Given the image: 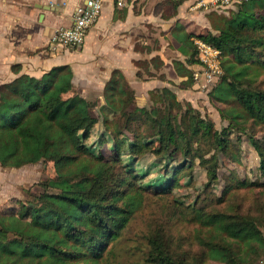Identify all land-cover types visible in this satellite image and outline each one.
<instances>
[{
	"label": "trees",
	"instance_id": "16d2710c",
	"mask_svg": "<svg viewBox=\"0 0 264 264\" xmlns=\"http://www.w3.org/2000/svg\"><path fill=\"white\" fill-rule=\"evenodd\" d=\"M182 1L166 0L174 8ZM206 17L211 30L197 38L220 51L222 68L207 95L213 104H239V121L231 119L218 131L208 115L168 88L149 92L147 107L124 112L131 98L122 82L118 108L106 100L101 112L110 119L103 116L101 122L119 144H126V166L116 150L104 157L86 145L98 123L93 114L97 104L78 93L70 66L53 67L39 78L12 66L17 77L0 87V168L47 162L55 176L39 180L32 186L35 192L27 189L26 201L17 198L5 212L0 208V264H117L116 244L149 194H169L175 176L196 162L210 189L218 182L219 155L239 160L240 140L231 139V130L245 132L248 123L264 129V88L256 85L264 75V0H247L228 15L211 11ZM192 83L189 73L177 87ZM249 142L259 158L255 181L230 171L211 210L182 206L206 233L199 238V256L173 252L156 232L148 238V264H206L208 250L221 253L226 264H254L264 256V199L256 198L245 212L233 201L241 190L264 191V139ZM145 157L162 172L152 182L155 187L139 182L147 174L135 166ZM234 244L241 248L240 257Z\"/></svg>",
	"mask_w": 264,
	"mask_h": 264
},
{
	"label": "crops",
	"instance_id": "0c3cea01",
	"mask_svg": "<svg viewBox=\"0 0 264 264\" xmlns=\"http://www.w3.org/2000/svg\"><path fill=\"white\" fill-rule=\"evenodd\" d=\"M83 1L0 0V87L17 77L14 65L20 66L19 74L35 78L53 67L70 66L78 93L97 104L93 112L97 110L98 123L88 139L97 137L94 143L116 136L102 126L103 116H110L101 109L106 100L118 108L122 82L131 98L124 112L147 107L149 92L157 89H170L178 100L182 94H202L193 92L203 91L193 79L186 89L177 87L197 68L193 40L211 30L209 12L199 10L198 0H184L176 8L162 0H103L99 20L81 47L50 52L51 33L70 25L75 7ZM181 101L195 107L189 98Z\"/></svg>",
	"mask_w": 264,
	"mask_h": 264
},
{
	"label": "rangeland",
	"instance_id": "374dc122",
	"mask_svg": "<svg viewBox=\"0 0 264 264\" xmlns=\"http://www.w3.org/2000/svg\"><path fill=\"white\" fill-rule=\"evenodd\" d=\"M233 9H235V6L228 8L224 13L228 15L229 11ZM199 10L211 12L205 11L204 8H200ZM139 65L142 66L141 64ZM256 85L257 87L264 88V75L259 78V82ZM199 90L197 88L193 92H202V94H182L180 99L185 100L189 98L196 109L202 114L208 115L213 120L216 130L221 131L227 128L231 119L234 123L239 121V104L230 106L213 104L209 101V98L207 99V93L211 88L209 87L203 91ZM247 93L250 94L249 91ZM93 114L97 116V110ZM230 134L233 141L237 138L240 140L239 160L233 162L219 155L218 182L210 189L205 188L207 181L205 170L196 162L191 169L183 170L175 176L177 184L169 194H149L144 207L136 213L121 235L119 242L116 244L115 254L117 264H148L145 261L148 258L150 248L148 238L156 232H160L169 241L170 248L173 252L177 254L183 252L189 253L192 259L199 256L202 251L199 238H205L206 233L196 222L192 221L191 215H184L182 206L192 207L196 210L199 208H204L207 211L211 210L209 207L213 205L216 196L218 197L222 193L224 179L230 171H233L241 179L247 178L255 181L258 177L259 158L252 148L249 139L251 137L257 140L264 139V129L258 126L254 127L248 123L246 124L245 132L232 129ZM94 140H97V137L88 140L86 145L91 149L96 145V149L94 148L93 151L97 154L107 157L110 151L116 150L119 153L118 159L123 166H126L130 162L129 156L122 153L126 144H119L116 136L102 140L100 143H94ZM152 161L150 157L139 160L138 166H135V170L146 171L147 176L139 181L142 185L155 187V184L152 182L162 172L158 171L160 167L156 168L151 164ZM173 166L175 165L173 164ZM54 176L53 164L47 162L28 165L21 169L0 168L1 210H6L9 204L14 205V199L20 198V200L26 201L28 198L26 194L27 189L30 188L32 192H35L36 188L32 187L34 184L39 180ZM171 178L172 175L170 174L167 179ZM257 192L259 191L253 190L249 192L247 190H241L233 201L236 204L239 203L242 212H245L251 208V204L256 198L261 197L264 199V191L260 192L261 195H257ZM229 205L232 206V203L229 202ZM234 247H236V250L238 247L241 249L237 244H234ZM236 253L238 257L241 256L240 251L237 250ZM70 264H91V262H70ZM206 264L226 263L221 253L216 250H208ZM254 264H264V256L260 260L256 259Z\"/></svg>",
	"mask_w": 264,
	"mask_h": 264
},
{
	"label": "built area",
	"instance_id": "2783aa9c",
	"mask_svg": "<svg viewBox=\"0 0 264 264\" xmlns=\"http://www.w3.org/2000/svg\"><path fill=\"white\" fill-rule=\"evenodd\" d=\"M166 1V0H162ZM178 2L181 0H171ZM247 0H198L196 6L205 11L224 12L228 8ZM103 0H84L77 5L68 26H60L53 30L48 42V50L57 53L67 49H78L84 43L88 31L97 23L102 11ZM122 6V2H117ZM196 51L197 68L192 79L204 90L214 87L222 76L221 54L214 47L201 39L193 40Z\"/></svg>",
	"mask_w": 264,
	"mask_h": 264
}]
</instances>
